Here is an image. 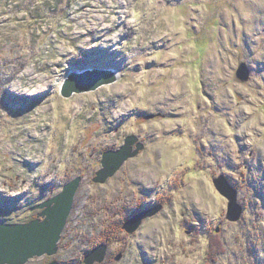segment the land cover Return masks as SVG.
<instances>
[{
    "label": "rangeland",
    "instance_id": "rangeland-1",
    "mask_svg": "<svg viewBox=\"0 0 264 264\" xmlns=\"http://www.w3.org/2000/svg\"><path fill=\"white\" fill-rule=\"evenodd\" d=\"M88 68L117 79L63 96ZM131 134L144 148L96 182ZM77 177L58 251L25 264H87L120 219L92 264H264V0H0V223Z\"/></svg>",
    "mask_w": 264,
    "mask_h": 264
},
{
    "label": "water",
    "instance_id": "water-1",
    "mask_svg": "<svg viewBox=\"0 0 264 264\" xmlns=\"http://www.w3.org/2000/svg\"><path fill=\"white\" fill-rule=\"evenodd\" d=\"M117 70L113 68H88L84 71H70L61 88V94L70 97L74 93L96 90L104 84H109L117 79ZM237 75L247 80L249 69L242 63ZM135 146V147H134ZM144 148V143L139 141L136 134L128 135L125 143L118 149H109L103 153L102 168L96 172L94 180L105 182L113 176L124 162L139 153ZM81 177H77L63 186L57 195L38 205L42 208L39 216L19 223H0V264H25L30 258L43 254L53 255L58 249V242L71 212L74 197ZM217 189L225 195L228 202L227 217L230 220L241 218L243 206L238 202V192L230 185L224 175L214 178ZM144 209L136 212L124 223L128 232L138 228L143 218L154 214L158 208ZM43 217V218H42ZM107 246L102 243L90 251L85 262L92 264L101 262L106 257ZM47 264H60L53 259Z\"/></svg>",
    "mask_w": 264,
    "mask_h": 264
},
{
    "label": "trees",
    "instance_id": "trees-1",
    "mask_svg": "<svg viewBox=\"0 0 264 264\" xmlns=\"http://www.w3.org/2000/svg\"><path fill=\"white\" fill-rule=\"evenodd\" d=\"M122 224H123V220L120 219L119 221H117V223H116V225H115L113 230L105 231L104 235H103V239L101 240V242L109 243V241L115 240V238H116L115 232L117 231L119 233V230L122 229V227H121Z\"/></svg>",
    "mask_w": 264,
    "mask_h": 264
},
{
    "label": "bare ground",
    "instance_id": "bare-ground-1",
    "mask_svg": "<svg viewBox=\"0 0 264 264\" xmlns=\"http://www.w3.org/2000/svg\"><path fill=\"white\" fill-rule=\"evenodd\" d=\"M123 240V239H122Z\"/></svg>",
    "mask_w": 264,
    "mask_h": 264
},
{
    "label": "flooded vegetation",
    "instance_id": "flooded-vegetation-1",
    "mask_svg": "<svg viewBox=\"0 0 264 264\" xmlns=\"http://www.w3.org/2000/svg\"><path fill=\"white\" fill-rule=\"evenodd\" d=\"M37 217V216H36Z\"/></svg>",
    "mask_w": 264,
    "mask_h": 264
}]
</instances>
